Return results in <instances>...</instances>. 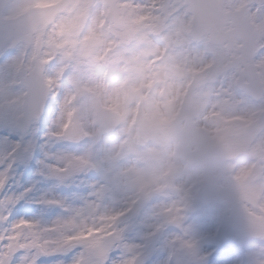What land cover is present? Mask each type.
<instances>
[{"label": "rangeland", "instance_id": "1", "mask_svg": "<svg viewBox=\"0 0 264 264\" xmlns=\"http://www.w3.org/2000/svg\"><path fill=\"white\" fill-rule=\"evenodd\" d=\"M54 1L11 0L4 14L13 16L31 4ZM85 1L75 0L48 27L44 59L47 83L54 85L55 93L45 116L23 135L20 152L0 143V165L8 158L31 156L35 149L49 157L46 167L54 175L87 173L99 187L91 197L71 200L57 181L36 177L34 165L14 170L6 193L0 192V240L8 241L6 248H0V264H8L13 247L66 251L72 242L83 246L77 264L87 260L104 264L106 257L97 261L91 253L110 234L122 237L119 246L126 251L140 247L142 237L150 236L165 255L171 251L184 264H199L203 247L208 248L202 237L219 226L233 236L232 258L259 256L264 237L249 238L229 226L232 206L258 219L264 211V130L254 129L264 110V94L254 101L237 86L238 70L228 65L239 53L214 44L210 36L193 39L192 15L184 0H172L168 21L161 13L163 0H120L122 25L109 24L107 10L99 3L85 18ZM246 1L237 0L233 6L240 8ZM256 1L249 5L259 48L253 63L264 87V0ZM20 51L21 46L0 63V123L14 124L21 114L20 98L18 104L14 100ZM59 74L65 76L63 83ZM105 76L110 79L107 83ZM72 86L78 91L77 101ZM102 104L119 115L112 129L102 119ZM75 109L83 130L79 142L68 138ZM219 145L249 150L245 158L225 161L216 153ZM253 166L259 173L249 179ZM6 172H0V189L8 179ZM33 184L30 199L43 203L25 201L14 209L19 195ZM210 188L224 193L212 197ZM247 191L259 198L257 209L244 203ZM44 204L59 207L43 209ZM39 207L43 210L35 215L23 211ZM12 210L18 222L8 228L3 221ZM21 215L25 218L19 219ZM197 239L199 247L187 246ZM219 255L214 262L226 259L222 252ZM41 259L55 264L52 257ZM128 264H135V257Z\"/></svg>", "mask_w": 264, "mask_h": 264}, {"label": "snow or ice", "instance_id": "2", "mask_svg": "<svg viewBox=\"0 0 264 264\" xmlns=\"http://www.w3.org/2000/svg\"><path fill=\"white\" fill-rule=\"evenodd\" d=\"M0 143L7 145L8 150L16 149L20 152L24 147V139L21 130L10 121L0 123ZM19 145V147H17ZM49 157L45 156L42 151L38 152L33 149L31 156L25 154L20 159H5L4 164L0 165V172L7 169L6 176L8 179L4 180V188L0 189V192H5L8 189L9 179H12L11 173L20 167L31 168L35 166V176L41 180L57 181L58 188L65 195L67 199L77 200L82 197H91L96 189L99 187L97 181L87 179V173L81 175L75 173L71 176L61 178L53 174L50 168L46 167ZM11 165V167H9ZM19 166V167H18ZM62 181V182H61ZM35 190V184L25 188L24 193L19 195L16 199L14 209H16L22 202L31 201L35 204L41 205L43 202L39 200H31V193ZM59 205L44 204L43 209L51 208L55 210ZM39 208H25L24 212L29 214H37L43 210ZM14 217V210L10 211L7 218L3 221V224L12 228L18 222V219ZM25 216L21 215L19 219H24ZM171 227H178L177 224L170 225ZM39 227V225H37ZM145 241L140 247L133 249L132 251H126L122 246H113L104 260V264H128V261L135 257V264H184L183 260L178 254L171 251L165 255L164 250L161 248L158 241L150 236L142 237ZM208 248L202 249V255L199 260V264H264V244L261 245V252L256 258L250 256L232 258V248L229 246L233 239L232 234L225 228L218 227L213 234H206L202 237ZM123 244V241L117 242ZM201 239L188 242V247H199ZM8 246L7 240H0V248H6ZM83 252L82 245H75L66 251H53L51 249L29 248L20 246L12 252L11 259L8 264H46L42 257H52L55 264H77L80 258V254ZM223 254L226 258L224 261H215L214 257Z\"/></svg>", "mask_w": 264, "mask_h": 264}, {"label": "water", "instance_id": "3", "mask_svg": "<svg viewBox=\"0 0 264 264\" xmlns=\"http://www.w3.org/2000/svg\"><path fill=\"white\" fill-rule=\"evenodd\" d=\"M6 1L7 0H0V12L3 6L5 5ZM186 1L191 5V7L194 10V35L197 37H200L205 33H211L214 36L218 35L219 37L221 34L225 33L224 32L225 25L228 23L229 19L232 20V25L234 26V28L230 36L231 38H233L234 36L238 35L244 41V46L242 48L243 51L242 61L246 67L244 75L248 74L252 79V84L254 85V87L249 88V90L256 98H259L262 94V88L260 87L257 78L252 70V63H251L255 53L257 52L256 41L254 40L255 35L246 15V8H244L242 11H236V12L231 11L229 13H224L223 6L226 0H186ZM230 1L233 2V0ZM70 2L71 0H62L47 8H30L23 15H20L16 19H13L14 21L13 26H18V28L21 29L20 28L21 24L32 22L33 19L40 16V13H42L41 11L43 10L46 13V20L43 23V27H46V25L53 20L56 14L66 10ZM104 2L106 4H110L111 15H116L118 13V9L115 6L116 0H104ZM165 2H166L165 5V10H166L170 0H165ZM119 22H122V19H120ZM33 30L36 29H31L30 34L33 32ZM28 113L29 110H25V118L29 117ZM31 118L32 117H29L30 120ZM114 124H115L114 121L109 123L110 126H113ZM75 128L77 131H79L78 123L77 125H75ZM263 128H264V113L262 116L261 124L258 126V130H262ZM227 150L228 147H221L218 149L220 154L225 157L229 156ZM236 151L238 153H236L235 155L245 154L246 152V150H241V151L236 150ZM248 234L260 237L264 234V229L254 231L253 233H248ZM119 241H120L119 238H115V239L109 238L107 245L106 243H103L100 246V248L103 247L102 252L107 253L109 249Z\"/></svg>", "mask_w": 264, "mask_h": 264}, {"label": "bare ground", "instance_id": "4", "mask_svg": "<svg viewBox=\"0 0 264 264\" xmlns=\"http://www.w3.org/2000/svg\"><path fill=\"white\" fill-rule=\"evenodd\" d=\"M239 4H241V3H239ZM237 5V4H236ZM77 19H78V16H77ZM218 58H219V60H220V62H223V57H222V55H221V53H218ZM143 77H141V80L143 81ZM214 179V178H213ZM210 186H211V183H210ZM210 192H211V196L212 197H215V195L216 196H218V195H220V194H223L224 192H214L211 188H210ZM233 200H235L234 198H233ZM237 201V200H236ZM85 263L86 264H92V262L91 261H89V260H87V261H85Z\"/></svg>", "mask_w": 264, "mask_h": 264}]
</instances>
